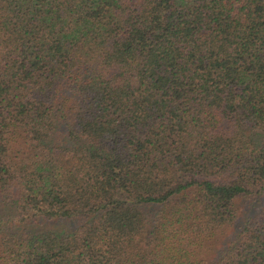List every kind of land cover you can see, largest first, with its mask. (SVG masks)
Here are the masks:
<instances>
[{
    "label": "trees",
    "instance_id": "obj_1",
    "mask_svg": "<svg viewBox=\"0 0 264 264\" xmlns=\"http://www.w3.org/2000/svg\"><path fill=\"white\" fill-rule=\"evenodd\" d=\"M0 264H264V0H0Z\"/></svg>",
    "mask_w": 264,
    "mask_h": 264
}]
</instances>
